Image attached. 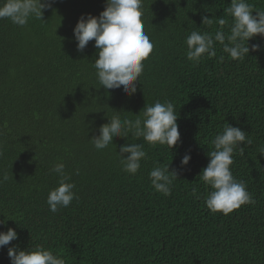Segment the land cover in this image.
<instances>
[{
	"label": "trees",
	"instance_id": "trees-1",
	"mask_svg": "<svg viewBox=\"0 0 264 264\" xmlns=\"http://www.w3.org/2000/svg\"><path fill=\"white\" fill-rule=\"evenodd\" d=\"M247 2L264 10V0ZM230 3L143 0L154 49L131 96L122 87H100L94 40L77 50L76 23L82 14L99 16L105 0H51L44 21L31 18L23 27L0 19V177L9 176L0 184V220H6L0 231L18 233L0 248V264H11L8 247L36 245L61 254L66 264H264V38L249 41L243 60L219 42L216 55L199 63L186 55L193 30L230 34L233 18L224 11ZM203 16L214 23L202 25ZM166 100L175 106L180 142L172 149L145 142L148 158L135 175L122 170L118 153L143 138L116 137L103 150L90 142L116 111L135 119L145 104ZM227 123L252 140L241 143L243 155L235 150L231 171L255 203L224 215L207 208L212 189L200 174ZM185 154L191 159L181 168ZM157 161L178 171L170 195L151 185ZM57 162L65 164L76 198L53 213L47 196L58 186L59 176L50 172Z\"/></svg>",
	"mask_w": 264,
	"mask_h": 264
},
{
	"label": "clouds",
	"instance_id": "clouds-1",
	"mask_svg": "<svg viewBox=\"0 0 264 264\" xmlns=\"http://www.w3.org/2000/svg\"><path fill=\"white\" fill-rule=\"evenodd\" d=\"M48 7H51V0H2L0 19H10L13 24L23 27L31 18L44 21L43 9ZM224 11L233 18L230 34L217 30L212 36L193 30L185 41L188 60L199 63L205 54L214 57L216 42L223 45V51L231 58L243 60L250 52L249 41L256 36L264 38V10H254V6L247 0H231L230 6ZM143 15V0H105V8L99 16L82 14L76 23L73 31L77 50L83 52L93 40L98 50L93 67L100 87L106 90L122 87L129 96L136 93L137 82L145 67L144 61L154 49V42L145 31ZM213 23V18L202 17V25L210 27ZM218 23L223 26L227 21L221 18ZM260 48V44L251 45L252 51ZM177 119L174 104L167 100L145 104L139 114H135V119L121 118L120 111H116V114L108 117L106 123L100 125L99 134L93 135L90 142L95 149L103 150L113 144L116 137H130L132 141L143 138V143L121 145L118 153L122 170L135 175L141 167V161L148 158L144 149L145 142L151 146L167 145L169 149L180 142ZM242 142L246 146L252 144L246 131L228 123L211 141L213 150L207 152L209 163L202 169L200 179L212 189L205 204L213 213L222 212L227 215L241 205L255 203L246 183L236 179L231 171L235 150L239 148L240 154H244V147L240 146ZM125 153L128 155L125 156ZM259 153L264 154V148ZM190 159L191 155L185 154L180 162L181 168ZM50 172L59 176L58 186L51 189L47 196L50 211L56 213L68 207L76 198L75 184L71 182L70 174L65 172L63 162L53 164ZM8 179L9 176L3 174L0 184ZM149 179L157 192L167 196L171 194L173 181L178 179V171H170L169 163L157 161L149 172ZM4 223L6 220H0V224ZM16 239L18 233L14 228L0 231V248ZM8 256L11 264H66L61 254H54L43 245L23 250L11 246L8 247Z\"/></svg>",
	"mask_w": 264,
	"mask_h": 264
}]
</instances>
